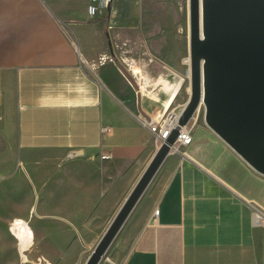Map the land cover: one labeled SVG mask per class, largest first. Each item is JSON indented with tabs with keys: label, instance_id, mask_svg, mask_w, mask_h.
<instances>
[{
	"label": "crops",
	"instance_id": "obj_1",
	"mask_svg": "<svg viewBox=\"0 0 264 264\" xmlns=\"http://www.w3.org/2000/svg\"><path fill=\"white\" fill-rule=\"evenodd\" d=\"M121 6L90 17L87 0H0V204L19 210L0 218V264H84L159 148L140 119L188 99L180 53L146 54L141 72L121 62ZM187 25L179 6L165 42L186 51ZM186 127L191 142L164 158L106 264H264V174L199 113ZM18 221L31 236L12 233Z\"/></svg>",
	"mask_w": 264,
	"mask_h": 264
},
{
	"label": "water",
	"instance_id": "obj_2",
	"mask_svg": "<svg viewBox=\"0 0 264 264\" xmlns=\"http://www.w3.org/2000/svg\"><path fill=\"white\" fill-rule=\"evenodd\" d=\"M187 9L188 99L84 264L99 263L200 106L205 124L264 174V0H187Z\"/></svg>",
	"mask_w": 264,
	"mask_h": 264
},
{
	"label": "rangeland",
	"instance_id": "obj_3",
	"mask_svg": "<svg viewBox=\"0 0 264 264\" xmlns=\"http://www.w3.org/2000/svg\"><path fill=\"white\" fill-rule=\"evenodd\" d=\"M121 2V7H124V9H122L120 13L121 23L117 26L115 35L117 37V43L114 45L115 52L121 62H123V64L132 63L133 68L141 72V66L143 63L141 58L146 56V54L159 58L169 51L174 54L180 53V57H183L184 62L181 66V74L185 79L182 89H187L188 91L189 77L186 74V69H188L187 71L189 73V60L186 62L184 61L185 56H188V48L186 51H181L178 49L177 45L165 42V40L168 41L169 33H166L164 38V31L160 28L162 21L172 20V14L179 6L182 7V12L185 13L187 10V0H130V3L121 0ZM141 27L143 30H141ZM141 31L145 33L146 39L142 38L143 34ZM185 36L188 45L187 35ZM135 57L136 60H130ZM159 63L160 62L155 61L151 63L153 73L161 72L162 67L158 65ZM167 84H165V87ZM170 86L171 85L167 88H170ZM197 113H199L200 117L203 119V106L199 107ZM18 214V206H4L3 204H0V218L11 217ZM0 236H4L6 241L9 238L7 232H0ZM119 236L120 232L118 231L98 264H106L108 262L107 258H109L110 251L114 247ZM1 256L2 250L0 249V259Z\"/></svg>",
	"mask_w": 264,
	"mask_h": 264
},
{
	"label": "built area",
	"instance_id": "obj_4",
	"mask_svg": "<svg viewBox=\"0 0 264 264\" xmlns=\"http://www.w3.org/2000/svg\"><path fill=\"white\" fill-rule=\"evenodd\" d=\"M109 2H110V0H87V14L90 17H93L97 14V11L99 9H107L108 10ZM187 10H186V13H187ZM187 34H188V25H187ZM176 114H178V113H173V112L168 113L160 123H156V121L153 118L147 117V116H143L140 119V121H141V124L143 126L147 127L151 132H153L155 134L156 140L161 143L162 141H164L168 137L170 130L175 126ZM178 142L181 144H189L191 142V134H190V131L187 127L180 128L174 146ZM174 146H173V148H174ZM100 158L101 159H107V158H109V154L108 153H101ZM153 214L156 216L158 214V210L155 209L153 211ZM253 216H254L255 220H257V221L261 220L262 217H264L256 209L253 210Z\"/></svg>",
	"mask_w": 264,
	"mask_h": 264
},
{
	"label": "bare ground",
	"instance_id": "obj_5",
	"mask_svg": "<svg viewBox=\"0 0 264 264\" xmlns=\"http://www.w3.org/2000/svg\"><path fill=\"white\" fill-rule=\"evenodd\" d=\"M187 58V57H186ZM189 60V55H188V59L187 61ZM188 63V62H187ZM138 70L134 69V72H137ZM189 77H190V70H189ZM189 91H190V87H189ZM12 233L15 234V235H21V233H26L27 236H31V232H30V229L28 228V226L25 224V222H20L18 221V223H16L13 227H12ZM17 238V236H16ZM22 238V235L21 237ZM20 240V239H18Z\"/></svg>",
	"mask_w": 264,
	"mask_h": 264
}]
</instances>
